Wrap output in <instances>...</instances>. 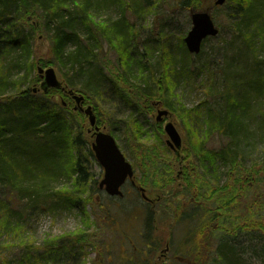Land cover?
<instances>
[{
  "label": "rangeland",
  "instance_id": "rangeland-1",
  "mask_svg": "<svg viewBox=\"0 0 264 264\" xmlns=\"http://www.w3.org/2000/svg\"><path fill=\"white\" fill-rule=\"evenodd\" d=\"M182 1L92 0L91 11L97 22H106L108 27L119 21L124 23L122 30L130 41L126 48L132 45L129 54L141 61L140 64L139 61L133 62L138 66L131 63V70L127 73L120 66L119 56L107 43L102 51L94 47L95 55L91 61L84 60L86 57L83 52L88 44V35L86 28L78 24L74 30L81 46V55L76 59L79 62H75V55L71 56L77 52L78 46L69 44L61 61L43 66L53 68L64 86L96 99L85 103L83 107H94L98 103L96 109L93 108L97 125L114 137L126 160L131 163L135 185L128 182L122 188L123 198H110L98 189L96 192L90 191L89 186L88 193L90 196L93 194L95 204L85 205L84 208L82 202L70 206L66 203L58 204L55 200L52 205L47 204L40 210L28 213L29 199L22 201L13 210L14 218H11L8 228L1 230L0 258L4 262L27 264L22 262L25 244L30 243L35 250L45 247V243L57 237L84 233L87 236L85 243L69 241L71 248H66L71 255L65 257L62 264H153L159 254L158 250L165 248L167 239L171 252L164 264L173 259L175 261L171 263L177 264L179 262L174 258L175 255H186L189 250L194 253L196 249L197 244L193 242L186 245V242L192 241V229L198 225L196 223L205 224L208 220H213L212 228L205 233L210 234L209 242H213L208 253L201 255V262L210 264L216 260L219 244L214 240L222 238L219 232L223 234L233 229L236 233L239 230L242 234L235 238L237 240L247 234V230L240 228L246 222L245 219H249L252 226L263 220L264 91L257 87V81L264 75V67L258 68L259 63L264 60V49H261L264 42L260 40L264 31L259 30L264 28V22L259 20L256 24L247 21L239 31L232 30L230 15L233 12L228 5L216 8L213 0H201L204 8L211 7L210 14L219 29V35L206 39L198 55H189L183 40L192 25L189 12L181 8ZM17 30L22 32L24 42L29 47L24 51L14 48L7 54L3 52L1 70L8 77L3 94L9 97L29 88L30 92L43 95L39 90L33 89L40 83L38 66L42 67L41 63L52 59L49 35L35 17L19 24ZM245 36H251V49L244 41ZM163 66L167 69L168 77L170 68L171 75L173 74L174 89L170 96L172 111L157 99L153 100L151 108L142 106L143 101L139 97L132 99L126 94L124 97L120 94L118 90L124 93L125 87L118 86V90L115 88L118 77L131 87L151 92L164 70ZM141 69L144 70L143 75H140ZM68 81L72 87L68 85ZM131 87L128 89L133 88ZM84 89L88 90L86 94ZM226 92L236 99L232 109L239 116L233 130L235 139L218 133H213L206 139L205 120L210 113L223 109L226 105L223 98ZM61 94L62 90H57L49 96L54 103L61 104ZM62 96L64 97L63 94ZM12 103L0 102V124H6L12 118L33 115L32 111L28 113L22 106L21 109L12 108ZM153 103H160V108L169 111L170 117L156 122L157 109L160 108L153 106ZM73 105L63 112L66 118L61 130L53 134L59 136L63 143L55 161L56 145H45L42 150L35 146L29 148L21 145L26 156L27 153L33 155L27 157L34 160L35 165L30 164L26 170L16 173L17 168L14 169L12 163H16L17 159L28 163L27 157L21 152L11 155L10 159L1 157L2 179L9 181L12 177L15 180L24 176L26 180L23 185L29 187L47 178L49 195H54L64 189L72 190V181L81 173L72 169V162L76 159H80L83 173L91 174L97 182L103 178V169L88 154L92 138L87 133V117L73 112ZM226 110L227 107L224 112ZM167 121L174 124L182 138L180 156L184 172L188 174L183 178L177 177V156L166 145L168 137L163 126ZM46 124H42L39 128L41 130L26 140L42 144L52 139L48 135ZM8 125L16 132L27 127L20 121H8ZM77 138L82 140V147L74 143ZM228 142H234L238 146L235 164H231L229 160L209 165L199 160L201 154L197 153V146L201 147L202 144L205 149L218 150ZM0 148L5 149L3 146ZM41 170L51 177H42ZM186 176L189 177V183ZM31 178H34V182ZM214 186L219 189V197L223 201L237 198V204L233 203L231 206L232 213L224 214L227 219L221 220L214 200H211L216 195ZM144 189V195L152 207L141 197L140 193ZM223 189L228 192L224 193ZM195 204H198L199 209L193 212L197 217L194 224L191 225L188 221L190 218H187L177 225L179 211L187 212ZM229 204L230 202L227 203ZM150 211L152 225L149 234L151 232L154 235L153 240L162 242L157 249L151 245L148 248L143 240L146 228L142 224L145 217H149ZM16 227L18 233H15ZM243 241L239 246L228 242V247L235 249L236 258L241 259L243 264H264V255L251 256V248L248 251V247L251 245L253 249L255 243L244 244ZM238 242L239 240L236 243ZM260 254L262 255L261 252ZM197 256L191 261H198Z\"/></svg>",
  "mask_w": 264,
  "mask_h": 264
},
{
  "label": "trees",
  "instance_id": "trees-1",
  "mask_svg": "<svg viewBox=\"0 0 264 264\" xmlns=\"http://www.w3.org/2000/svg\"><path fill=\"white\" fill-rule=\"evenodd\" d=\"M201 4V0H183L181 2V8L185 9L189 13L193 11L204 10L205 8ZM225 5H228V7L231 8V11L233 12L232 15H230L233 24L232 30L239 31L241 26L244 25V23L247 21L254 22L256 24L259 20L264 22V0H227ZM56 10L57 12H55ZM91 10L92 0H0V102H15L12 103V108L21 109L20 106H22L24 110L28 111V113H30L29 111L33 112V115L28 114V117L23 116L8 120L12 122H24L27 125V127L21 132H16L10 127V137L7 140L8 142L19 141V143H21L23 141L29 148L35 146L38 147L40 150H42V147L45 145H56L54 161L57 157V154L61 152L58 149L60 148V146L63 147V143L61 139H59V136H55L53 134L61 130L62 124L65 123L66 117L63 113L65 112V108L62 107V104L54 103L50 99L49 94L55 92L54 90L51 91L49 94L45 95H33L30 92L29 88H26L25 91H18L20 90L19 88L17 89L18 92H16V94L13 96L5 97L3 94L5 92L4 88H6L8 77L6 74H3L1 70L2 55L3 52L7 54L10 50L14 48H20L23 51L27 50V48L29 47L28 43L24 42V35L22 36V32L18 31L17 28L19 24L23 23L24 21H27L28 18L33 19L35 17L44 26L46 33L49 35L50 38L52 59L48 60V62L42 61V67L45 65H54L56 62L61 61L64 57V54L66 53V46L69 44H76L78 46L77 52L70 54L72 57L75 55V62H79V60L76 61V59L79 57V54L81 55V46H79L80 41L77 33L74 30L77 24L81 26L83 25L86 28L88 35V44L85 45V51L83 52L85 53L83 54V56L86 57L84 58V60L91 61L92 56L95 55L94 47L102 51V47L107 43V45L110 46L119 56L120 66L125 73L131 70V63L139 61L140 64V60L135 59L129 54L130 49H132V45L126 48V45L130 41L126 36V33L122 30L124 25L123 21L116 22L113 25H109L108 27L106 25V22H97L95 20L94 14L92 13L93 10ZM262 27H264V24L262 25ZM259 30L264 31V28H261ZM260 40L264 42L263 33ZM89 41H91L92 43ZM244 41H246V45L251 49V36H245ZM261 49H264V46H261ZM133 65L138 66L136 63H133ZM31 66L33 67L34 65L32 64ZM259 67H264V60L259 63L258 68ZM163 68L164 70H162V74H160L158 80L155 82V89L151 92L139 90L136 86H132V88L123 79L118 77V83L116 82L117 85L115 86V88L118 90V86L125 87L123 89L124 93L118 90L120 94L123 97L126 94L127 96L132 97V99H136L137 97H139L138 99L143 101L142 106H147L151 108V103L153 102V100L157 99L161 100L163 104L169 107V109L172 111L173 109L170 105V96L174 89L173 74L171 75L172 71L170 68V76L168 77L166 67L163 66ZM143 74L144 70L141 69L140 75ZM36 81H38V79H36ZM68 82V85L72 87L70 81ZM257 82V87L264 91V75L261 76ZM130 87L132 89H128ZM84 90V93L86 94L88 90ZM86 95V100L89 99L91 102L96 101L95 98L93 99ZM228 100L229 102H226V105L223 107V109H214L215 112H213L212 114L210 113L208 115V118L205 120L206 139H208L209 136L213 133L224 134L228 131L229 136H231L232 139H235V137L233 136V127L237 126V120H239V116L233 113V107L231 105V102L233 100L236 104V99L234 96L230 95V98ZM97 104L98 103L96 102L94 106L95 109L97 107ZM226 107L227 110L224 112ZM179 116L182 118L180 114ZM45 123H47L46 128L49 130L48 135H51L52 139H49L47 142H43L42 144H37L32 140H26L27 137L30 138L31 136H34L37 131L41 130L39 129L40 126ZM46 128L43 130H46ZM50 131L52 134L50 133ZM48 135L46 136V138H48ZM80 142H82L80 138H77V141H74L75 144H78L80 147H82ZM235 143L231 142L229 144L228 142L218 150L205 149L201 144V147H196V151L197 153L201 154V156L199 155V160L203 163H208L209 165H211L215 164V162L220 163L223 161L231 160V164H235L238 158V146L235 145ZM22 154L25 155L24 153ZM88 154L92 156L90 150L88 151ZM10 156V152L3 148H0V159L1 157H8V159H10ZM27 160H29L28 163H26V161L23 162L20 159H17L16 163H12L11 161V163L14 165V169L17 168L15 169L16 173H19L22 169L26 170V167H28V165L30 164L35 165L34 160H30L28 159V157ZM70 161L72 162V159H70ZM72 163V169H74V171L81 172L80 175H78L72 181V190L71 188L70 190L64 189L54 195L44 193L47 190L39 188V182L41 183V180L43 181V179H41L39 182L36 181L37 183H35V185L33 186L24 187L23 182L26 180L24 176H20L19 179H13L10 182H7L0 177V229L6 230L10 224V217L6 216V212L9 211L14 213L13 210L15 209V207H17V205H19L22 201L26 199H29V203L32 208L37 207L38 210H40L43 206L47 204H54L55 200L56 202L58 201V204L66 203L70 206L76 205L77 202H82V208H84L85 205H89L91 203L95 204V202L92 200L93 194L90 196L88 192L89 186L90 191H97V181L92 178L91 174L88 175L87 173L82 172L83 166L80 163V159H76ZM70 165L71 163L69 164V166ZM41 171L42 177L50 175L46 174L43 170ZM185 175L188 174H184V176ZM186 179L188 182L189 177ZM168 180L172 181L170 178H168ZM41 184L44 186L43 182ZM214 189L216 190V192H214V194L216 193V195L212 200H214L215 204L218 202L219 196L217 195L218 188L214 186ZM223 192L227 193L228 191L227 189H223ZM84 196H86V198H84ZM236 199L234 197V199H232V202H230V204L227 206H224V204H222L223 211L226 213H232L231 206L233 203L235 205L237 204ZM230 200L231 199H229V201ZM198 209V205H192L191 210L187 211L190 213L182 211V214H180L182 217L179 215L177 219V224H181L184 221L183 216L186 218L190 216L191 219H194L196 215L194 216L193 212ZM103 213V219H105L106 211H104ZM150 213L152 214V211L149 212V217L145 218L144 221V227L146 228V232L143 234V238H145L153 247H159V240H153L154 235L151 232L149 234V229L152 225ZM245 221L246 222L243 223L242 226H240L241 229L247 230V234H243V236L248 237L251 242L255 243L253 249L251 247V256H263L264 217L262 221L259 220V222L257 224H253V226L251 225L249 219H245ZM246 223H248V226H245ZM196 224H198L199 226L201 225V223ZM231 230L233 231V229H230L229 232ZM202 231L203 230H201L199 233H202ZM238 231L239 230H237V233L232 234L229 238L224 237V233V236H222V238L220 239L219 247H224L226 251L227 248L230 251H235V249L231 246L228 247V242L234 243L235 246H239L241 242L236 243L237 241L235 240V238L241 235L242 233H239ZM15 233H18V230H15ZM194 233L197 234L193 236V240L191 242L199 244L197 245V249H200L204 244L202 241L203 238L198 234V232ZM86 238L87 236H85L84 233L83 235H76L75 233L73 235L57 237L55 240L45 243V247L36 248L35 250L32 249L30 243L27 245L25 244V247L23 249L24 256L22 257V262H26L27 264H62V260H64L65 257H69L71 255L69 249L66 248H71L69 241L73 240L77 244H83L86 242ZM206 239L207 241L205 245L207 246V249H209L212 242H209V240L211 241L209 236H206ZM260 252L262 253V255L260 254ZM215 256L216 260H213L212 262H210V264H231L233 261H235L233 262V264H243L241 259L236 258V255L234 257L232 253L228 254L227 252H225L227 263L221 259L218 252L215 254ZM0 261L1 264H9L8 262H4L1 258Z\"/></svg>",
  "mask_w": 264,
  "mask_h": 264
},
{
  "label": "water",
  "instance_id": "water-1",
  "mask_svg": "<svg viewBox=\"0 0 264 264\" xmlns=\"http://www.w3.org/2000/svg\"><path fill=\"white\" fill-rule=\"evenodd\" d=\"M225 2L226 0H215V5L222 6ZM191 24L192 27L184 38V44L188 53L196 55L199 54L203 41L207 38L216 37L219 31L208 11L192 13ZM37 71L43 79L40 84V89L43 92H47L48 89H59L62 87V83L58 80L53 68L44 70L38 67ZM69 95L79 106L84 101L82 95H74L73 91H70ZM81 110L88 117L89 125L94 128L96 119L92 107L88 106L85 110ZM168 114L167 110H158L156 122H161ZM95 131H99L98 127H95ZM164 132L168 137L166 144L174 150L177 159H179L182 140L172 122L165 124ZM92 150L96 160L104 169V177L99 183V188L103 189L110 196H122L120 187L127 179L133 177V171L131 165L125 160L123 154L117 147L114 138L109 134L96 133Z\"/></svg>",
  "mask_w": 264,
  "mask_h": 264
},
{
  "label": "bare ground",
  "instance_id": "bare-ground-1",
  "mask_svg": "<svg viewBox=\"0 0 264 264\" xmlns=\"http://www.w3.org/2000/svg\"><path fill=\"white\" fill-rule=\"evenodd\" d=\"M55 12H57V10L55 11ZM54 12V13H55ZM230 95L231 94H229V92H226L225 94H224V100L226 101V102H229V98H230ZM231 105H232V107L235 105V102L232 100V102H231ZM5 123H1L0 124V135H1V138H0V143H1V146H3L4 148H5V150H7L8 152H10L11 153V155H13V154H17V152H21V153H23V149L21 148V145H23V146H27L26 144H25V142H21V143H19V141L18 142H16V141H7L8 139H9V130H10V127H9V125H8V122H6V124L4 125ZM2 125H4V126H2ZM234 128V127H233ZM224 135H226V136H229V132H226V133H224ZM12 142H14V143H12ZM32 147H34V146H32ZM32 147H30V148H32ZM38 150H40L38 147H36ZM27 156H29V157H32L33 155L31 154V153H27ZM94 158H95V160H96V157H95V154H94ZM97 161V160H96ZM27 177V176H26ZM44 177H51L50 175H47V176H44ZM25 178V177H24ZM14 178L12 177L9 181H7V182H10V181H12ZM30 179V178H29ZM32 179H34V178H31V180ZM33 182H34V180H32ZM43 182V184H44V186L41 184ZM41 183L39 182V188H43L44 189V187H48V184H47V178H43V181L41 180ZM34 185V184H33ZM33 185H31V186H33ZM44 193H50V191H49V187L47 188V191L46 192H44ZM34 210H38V208L37 207H34V208H32V206L30 205V203H29V207L27 208V212L29 213V211H34ZM6 216L8 217H10V222H11V218H14V213H12V212H9V211H7L6 212ZM10 225V224H9ZM17 228V230H18V227H16ZM1 230L2 229H0V235H1ZM22 231V230H21ZM192 231L193 232H200L201 231V228L198 226V225H195V229H192ZM244 241H245V243L246 244H250L251 243V241H250V239L248 238V237H245L244 238ZM252 246L250 245L249 247H248V250H249V248H251ZM218 254L220 255V257H221V259L224 261V262H226L227 261V259H226V257H225V252H227L228 254H231L232 253V255H234V257H235V254H236V252L235 251H230V250H228V248H227V251H226V249H224V247H219L218 248ZM226 259V260H225ZM233 262H235V261H233ZM233 262L231 263V264H233ZM227 263V262H226ZM236 264H238V263H236Z\"/></svg>",
  "mask_w": 264,
  "mask_h": 264
},
{
  "label": "flooded vegetation",
  "instance_id": "flooded-vegetation-1",
  "mask_svg": "<svg viewBox=\"0 0 264 264\" xmlns=\"http://www.w3.org/2000/svg\"><path fill=\"white\" fill-rule=\"evenodd\" d=\"M64 99H65V104H64V106H65V108L66 109H68L70 106H71V104L73 105V108H72V111L73 112H77V113H81L82 112V110L80 109V106L79 105H76V102H74L70 97H68V96H66V94H64ZM67 104V105H66ZM85 104V101L83 102V104H82V107H83V105ZM84 108V107H83ZM179 168H181V171H179L180 172V174H179V172L177 173L178 174V176L180 177L181 176V173H182V168L183 167H181V166H179ZM184 169V168H183ZM204 208H205V206H204ZM215 208L218 210V212L217 213H220V216L222 217L221 218V220L224 218L223 217V212H222V210H223V206L221 205V204H219V205H216L215 206ZM208 225H210L209 227L210 228H212L211 227V225H213L212 223H209ZM200 228H201V230H203L205 233H207V228H208V226L206 225V224H204V223H202L201 225H200ZM203 231H202V233H200V235H203ZM220 234H222L221 232H219ZM231 234H232V232H230ZM229 232H225V237L226 238H229L230 236H231V234H230ZM224 234V233H223ZM187 244H190V243H186V245ZM197 244V243H196ZM198 245V244H197ZM196 245V249L194 250V253H190V250L186 253V255H182V256H179V255H175L174 256V258H176V260H178L177 262H179V263H177V264H191V260L194 258V259H196V256H197V260L198 261H202V259H203V257L201 256L202 255V253H206V248H205V246L204 245H202V248H200V249H197V246ZM165 248L167 249V253L166 254H163L161 251L162 250H158L159 251V254H158V256L156 257V261H154V263L153 264H164L167 260V257L169 256L170 257V252H171V249H170V246H169V243L168 242H166L165 243ZM164 248V249H165ZM171 261L172 262H174L175 260L173 259V260H168V264H172L171 263Z\"/></svg>",
  "mask_w": 264,
  "mask_h": 264
}]
</instances>
